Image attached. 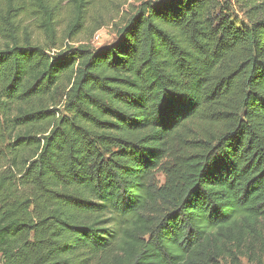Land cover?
<instances>
[{
    "label": "trees",
    "instance_id": "16d2710c",
    "mask_svg": "<svg viewBox=\"0 0 264 264\" xmlns=\"http://www.w3.org/2000/svg\"><path fill=\"white\" fill-rule=\"evenodd\" d=\"M65 1L72 40L86 0ZM227 1L248 24L151 0L115 43L57 55L18 36L15 8L53 38L56 6L0 2L1 264L264 256V0Z\"/></svg>",
    "mask_w": 264,
    "mask_h": 264
},
{
    "label": "rangeland",
    "instance_id": "374dc122",
    "mask_svg": "<svg viewBox=\"0 0 264 264\" xmlns=\"http://www.w3.org/2000/svg\"><path fill=\"white\" fill-rule=\"evenodd\" d=\"M2 0H0L1 2ZM15 1V0H13ZM151 0H86L81 28L74 32L72 40L67 39L70 33V24L73 16L65 0H49V8H53L52 20L54 25L53 38L46 35L45 23L47 15H29L22 5L15 6L19 15V34L22 36L28 33L33 44L45 47L52 55L62 53L67 45L74 48L87 46L91 50H98L115 43L119 38V31L126 24V21L136 12L144 2ZM153 1V0H152ZM218 7L214 13L215 20L227 19L232 25L240 28L246 24L247 15L245 11L233 1L218 0ZM52 109V108H51ZM50 109V110H51ZM59 109V107L55 108ZM6 164L0 166V171L6 169ZM154 180L161 185L164 178L161 173L154 172ZM261 237H264L262 228ZM259 246H248L240 249L237 255L238 264H264V256L259 253ZM1 264V262H0ZM218 264H233L230 258L219 260Z\"/></svg>",
    "mask_w": 264,
    "mask_h": 264
}]
</instances>
